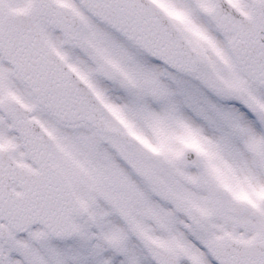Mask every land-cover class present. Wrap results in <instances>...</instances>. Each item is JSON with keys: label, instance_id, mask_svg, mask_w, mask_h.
Returning a JSON list of instances; mask_svg holds the SVG:
<instances>
[{"label": "snow or ice", "instance_id": "obj_1", "mask_svg": "<svg viewBox=\"0 0 264 264\" xmlns=\"http://www.w3.org/2000/svg\"><path fill=\"white\" fill-rule=\"evenodd\" d=\"M0 264H264V0H0Z\"/></svg>", "mask_w": 264, "mask_h": 264}]
</instances>
